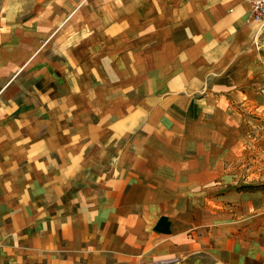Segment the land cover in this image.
Instances as JSON below:
<instances>
[{
  "label": "crops",
  "instance_id": "1",
  "mask_svg": "<svg viewBox=\"0 0 264 264\" xmlns=\"http://www.w3.org/2000/svg\"><path fill=\"white\" fill-rule=\"evenodd\" d=\"M80 3L37 124L0 123V264H264V188L222 179L250 135L234 78L264 98L250 0Z\"/></svg>",
  "mask_w": 264,
  "mask_h": 264
},
{
  "label": "rangeland",
  "instance_id": "2",
  "mask_svg": "<svg viewBox=\"0 0 264 264\" xmlns=\"http://www.w3.org/2000/svg\"><path fill=\"white\" fill-rule=\"evenodd\" d=\"M58 1L57 17L51 18L49 0H41L38 6L37 0H0V53L8 47L10 58L9 65H0V123L5 120L19 127L37 124V114H22L25 108L47 107L48 93L37 89V75L49 71L56 59H62L63 52L59 50L62 43L79 44L86 36L73 34L71 30H80L85 25L81 0ZM255 24L256 54L257 47L264 46V22ZM69 69L76 70V67ZM234 82V95L228 99V105L235 118L250 127V135L244 147L238 148L240 153L234 161L227 164L225 171L230 175L222 179L235 189L264 188V98L258 88L261 80L234 78ZM20 93L25 96L18 98ZM21 134L28 138L24 130L12 132L13 136L9 137L19 138ZM4 135L1 132L0 139H5ZM19 168L12 166L6 171L14 172Z\"/></svg>",
  "mask_w": 264,
  "mask_h": 264
},
{
  "label": "built area",
  "instance_id": "3",
  "mask_svg": "<svg viewBox=\"0 0 264 264\" xmlns=\"http://www.w3.org/2000/svg\"><path fill=\"white\" fill-rule=\"evenodd\" d=\"M250 17L254 22H264V0H250Z\"/></svg>",
  "mask_w": 264,
  "mask_h": 264
}]
</instances>
